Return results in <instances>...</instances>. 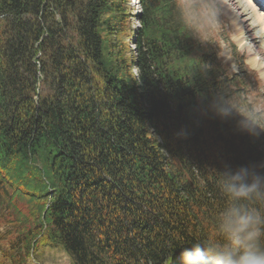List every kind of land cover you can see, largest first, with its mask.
Returning <instances> with one entry per match:
<instances>
[{"label": "trees", "instance_id": "1", "mask_svg": "<svg viewBox=\"0 0 264 264\" xmlns=\"http://www.w3.org/2000/svg\"><path fill=\"white\" fill-rule=\"evenodd\" d=\"M125 4L0 0V222L12 236L0 239L9 264L43 247L71 264H177L178 246L212 231L224 166L264 160V137L200 115L207 89L247 106V80L193 38L179 0H141L129 55Z\"/></svg>", "mask_w": 264, "mask_h": 264}, {"label": "clouds", "instance_id": "2", "mask_svg": "<svg viewBox=\"0 0 264 264\" xmlns=\"http://www.w3.org/2000/svg\"><path fill=\"white\" fill-rule=\"evenodd\" d=\"M256 5L253 0H182L177 9L181 23L202 45L221 27L230 30L236 54L255 80L264 79V11ZM125 6L132 12L126 22L129 30L142 28L135 19V10L142 11L140 0H126ZM243 13L247 14V32L240 23ZM126 43V55L134 54L135 43L130 39ZM221 56L225 62L232 60V50L221 49L218 59ZM128 71L133 77L139 76L137 65H129ZM198 111L205 117L232 122L239 134L264 137V105L245 106L224 90L207 89L198 96ZM177 136L187 138V131L181 129ZM220 172L217 188L224 203L212 217V231L178 246L177 264H264V160L236 168L225 165ZM26 264L41 262L29 255Z\"/></svg>", "mask_w": 264, "mask_h": 264}, {"label": "rangeland", "instance_id": "3", "mask_svg": "<svg viewBox=\"0 0 264 264\" xmlns=\"http://www.w3.org/2000/svg\"><path fill=\"white\" fill-rule=\"evenodd\" d=\"M179 2L182 3V0H179ZM256 2L257 8L260 9V11H264V0H253V3ZM137 9L135 10V15H137V12L139 11ZM246 15V13L241 15L240 23L245 26V31L247 32L248 20L245 18ZM135 19L137 20V17H135ZM134 40L135 37L131 39V42L133 43ZM204 45L214 46L218 53L225 47L231 49L232 60L225 62L222 56L220 59L222 60L223 64H228L239 77L241 76L247 80V88L243 93L248 103L264 105V79H252V74L249 73L246 66L243 65L242 57L236 54L235 45L233 40L230 39V30H225L223 27H221L220 29L212 32L207 36ZM9 231H11V228L8 225H3L0 222V236L6 235L9 240V238L12 237L11 235H8ZM8 240L7 238H4L3 240L0 239V264H9L6 260V256L4 257L1 254L3 248L7 246ZM37 255V258L40 260L41 264H71L70 257H68L67 254L58 248L53 249L50 247H43Z\"/></svg>", "mask_w": 264, "mask_h": 264}, {"label": "bare ground", "instance_id": "4", "mask_svg": "<svg viewBox=\"0 0 264 264\" xmlns=\"http://www.w3.org/2000/svg\"><path fill=\"white\" fill-rule=\"evenodd\" d=\"M138 10V9H137ZM140 13V11L139 12H137V15ZM137 37V34H136V36H135V38ZM136 42V39L134 40V42L133 43H135Z\"/></svg>", "mask_w": 264, "mask_h": 264}]
</instances>
